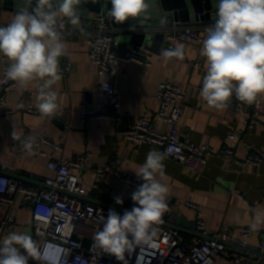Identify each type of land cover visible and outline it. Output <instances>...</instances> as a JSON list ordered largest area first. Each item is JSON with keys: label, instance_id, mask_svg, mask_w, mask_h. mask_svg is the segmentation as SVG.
I'll return each instance as SVG.
<instances>
[{"label": "crops", "instance_id": "crops-1", "mask_svg": "<svg viewBox=\"0 0 264 264\" xmlns=\"http://www.w3.org/2000/svg\"><path fill=\"white\" fill-rule=\"evenodd\" d=\"M15 13L0 12V26L9 24ZM213 22L211 19L178 26L180 29L192 26L204 40L207 35L205 29ZM80 23H83L81 29L70 24L72 31L62 36L66 55L59 58L60 69L68 65L72 69L53 86L61 106L57 117L46 118L40 113L29 112L30 106L38 111L37 82L24 90L16 85L9 94V107L14 112L9 115L0 112V171L14 168L16 176H11L14 180L30 187H42L46 178L56 176L48 167L52 159L63 161L88 152L87 169L79 174L80 183L88 191L84 200L121 214L125 210L130 211L133 208L130 190L114 175L99 178L97 170L117 166L123 173H135L133 170L145 162L148 152L155 147L131 143L122 135V131L136 124L144 113L154 116L158 109L159 87L163 82L170 81L187 92V110L179 127L180 139L196 146H207L211 154L202 174L189 172L174 160L165 158L164 175L158 179L169 188L168 208L164 213L169 216L168 224L178 225L182 222L181 235L185 242L190 243L192 237L196 236V221L201 216L210 231H228L234 240H239L242 229L249 228L254 210H264V163L255 166L236 162H245L250 146L264 150V115L252 127H246L243 120L247 117V109H240L235 104L222 110L209 107L199 95L206 74V60L200 54L202 43L182 44L184 59L167 60L161 55L167 32L173 28L167 26L154 32L153 38L145 42L135 41L127 32L117 29L120 49L142 47L152 54V65L117 62L118 71L112 79L123 96L121 123L117 127L108 121L98 120L85 124L81 120V113L96 109L106 102V96L100 89L102 78L97 66L89 56L88 39L92 37L94 27H89L83 21ZM197 63L198 67L195 66ZM2 69L0 61V79ZM259 97L264 101V94ZM154 128L164 135L172 129L158 120H154ZM237 128L243 129L242 139L231 143L228 137ZM13 130L21 139L47 138L54 144H60L62 150L57 151L54 146L45 144L42 146L44 155L35 152L21 154L16 150V144L20 141L13 140ZM226 146L235 150V158L225 156ZM117 197L122 199V204L115 202ZM8 215L14 217L15 223L6 227L0 240L11 232L21 231L33 237L30 203L18 198L14 206H6L0 213V222L5 221ZM263 235L264 226L253 231L251 246H260ZM30 264L34 262L30 261Z\"/></svg>", "mask_w": 264, "mask_h": 264}, {"label": "built area", "instance_id": "built-area-1", "mask_svg": "<svg viewBox=\"0 0 264 264\" xmlns=\"http://www.w3.org/2000/svg\"><path fill=\"white\" fill-rule=\"evenodd\" d=\"M58 21L63 24L59 29L62 36L70 34L72 29L67 19L58 18ZM91 22L94 29L92 37L88 39L89 56L102 78L100 89L106 96V102L99 104L94 110H84L81 113V120L85 124L97 120L108 121L117 127L122 121L123 97L112 79L118 71L117 62L151 66L153 56L138 46H132L128 50L120 49L119 31L111 25L107 17L94 15ZM172 27L167 32L163 51L174 49L179 44L203 42V38L192 26H184L182 29L178 25ZM0 61L3 64L0 79V112L2 115H9L14 112L9 107V94L17 84L5 77V70L9 66L8 59L0 55ZM195 66L198 67L199 63ZM71 69L70 65L60 69L61 76L64 77ZM186 98L187 92L181 87L170 81L163 82L157 93L158 109L154 116L142 114L136 124L122 131V135L131 143L153 146L156 150L167 153L166 157L189 172L202 174L211 154L209 148L180 139L179 127L187 110ZM231 104L248 110L247 117L243 120L246 127H252L264 115V101L260 97L249 105L236 100L233 96L228 106ZM29 112L39 114L33 106L29 107ZM154 120L170 125L171 131L165 135L158 132L154 128ZM242 134L243 129L237 128L228 137V141L237 143L242 139ZM45 144L54 146L57 151L62 150L60 144L42 138L36 140L33 152L44 155L42 146ZM16 150L21 154H28L20 142L16 144ZM224 154L229 159L235 158L236 155L235 150L229 146H226ZM89 157L90 153L85 152L63 161L52 159L48 167L56 176L46 178L42 187L23 185L0 172V179L5 181L0 190V213L6 206H14L18 198L30 203L33 238L40 240L42 247L51 244L60 250L58 264H123L114 256L102 253L95 246V233L102 229V217H107L109 209L89 204L84 200L88 196V191L80 183L79 174L87 169ZM236 162L260 166L264 163V150L250 146V153L245 162L240 160ZM120 170L117 166L107 170L98 169L97 175L101 179L108 174L118 177L132 194L143 181L139 180L135 173H123ZM132 203L134 204L133 201ZM14 223V217L8 215L5 221L0 222V235L8 225ZM196 226L199 235L193 236L191 242L187 243L178 229L155 225L154 234L147 244L137 246L131 253L125 254V264H264V235L259 255L250 246L253 236L250 228L242 229L241 238L236 241L228 231L212 232L207 229L201 216L198 217Z\"/></svg>", "mask_w": 264, "mask_h": 264}, {"label": "clouds", "instance_id": "clouds-1", "mask_svg": "<svg viewBox=\"0 0 264 264\" xmlns=\"http://www.w3.org/2000/svg\"><path fill=\"white\" fill-rule=\"evenodd\" d=\"M85 0H22L12 21L0 26V55L9 66L7 80L22 90L36 84L39 113L56 118L61 110L58 93L53 86L62 79L59 58L66 55L58 18L67 19L73 26L80 25V6ZM111 8L106 15L116 24L137 21L141 27L151 19L149 0H109ZM214 22L206 29L201 56L206 60L200 97L209 107L226 109L230 99L251 105L264 94V0H217ZM104 8H102V12ZM166 19L159 20L163 24ZM161 55L171 60L184 59V46L165 49ZM13 140L32 154L36 147L34 137L21 139L12 132ZM167 153L152 149L145 162L133 170L143 181L131 194L135 205L123 215L114 209L102 217V229L94 236L95 246L125 264V254L137 246L147 244L155 225L168 208L169 188L158 177L164 175ZM5 181L0 179V190ZM122 204L121 198L115 199ZM264 226V210L255 211L249 228L258 231ZM55 246L43 247L24 231L11 232L0 240V264H58Z\"/></svg>", "mask_w": 264, "mask_h": 264}, {"label": "water", "instance_id": "water-1", "mask_svg": "<svg viewBox=\"0 0 264 264\" xmlns=\"http://www.w3.org/2000/svg\"><path fill=\"white\" fill-rule=\"evenodd\" d=\"M216 3L217 0H149V13L151 19L147 20L145 25L141 27L137 21L133 20L126 21L123 24L114 23L112 19L106 15L107 9L111 8L109 0H85L79 9L80 22L83 21L85 24L88 23L89 27H92V24H90L92 23V16L103 15L109 19L114 28L124 30L135 41L145 42L146 40H151L153 38L154 32H159L167 26L169 27L179 24L189 25L198 21L205 22V20L213 19L216 13ZM21 4L22 0H0V12H16ZM34 5L35 0H33V6ZM25 6H27L26 0ZM102 8H104L103 12ZM161 19H166L167 21L161 24L159 23V20ZM82 24L83 23H80L79 26L72 25V27H78V29H81ZM56 121L62 124L59 119ZM15 172L16 170L14 168L9 167L5 168L2 173L11 177L16 176ZM134 206L137 205L133 204V207ZM168 219L169 216L164 214L158 224L168 225L169 227L180 231V226H183V223L181 222L178 225L168 224ZM194 234L199 235L196 232H194ZM252 248L261 251L260 246H253Z\"/></svg>", "mask_w": 264, "mask_h": 264}]
</instances>
